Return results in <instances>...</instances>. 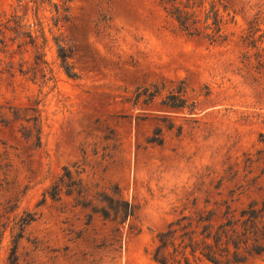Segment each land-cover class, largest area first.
Returning a JSON list of instances; mask_svg holds the SVG:
<instances>
[{
  "label": "rangeland",
  "instance_id": "obj_1",
  "mask_svg": "<svg viewBox=\"0 0 264 264\" xmlns=\"http://www.w3.org/2000/svg\"><path fill=\"white\" fill-rule=\"evenodd\" d=\"M161 1L0 0V264L24 211L35 218L17 264H157L171 221L261 205L264 0H206L232 17L217 43L186 34ZM170 94L183 105L164 104ZM64 167L89 198L117 186L135 213L90 216L64 192L39 204Z\"/></svg>",
  "mask_w": 264,
  "mask_h": 264
},
{
  "label": "trees",
  "instance_id": "obj_2",
  "mask_svg": "<svg viewBox=\"0 0 264 264\" xmlns=\"http://www.w3.org/2000/svg\"><path fill=\"white\" fill-rule=\"evenodd\" d=\"M161 2L165 3L167 13L186 34L200 36L210 43L226 39L224 26L232 21V17L225 5L221 9L213 2L206 3V0ZM58 51V56L64 63L68 53L62 46ZM66 72L70 74L67 69ZM152 96L150 94V98ZM184 101L181 96L170 94L163 103L178 107ZM150 141L159 143L161 139L156 137ZM62 192L74 195L77 204L89 209L90 216L96 213L118 223H125L137 209V206L121 196L117 186L112 187L109 192L102 191L94 198H89L81 180L68 167H64L57 180L46 189L39 204L46 200L47 195L53 200L59 199ZM257 204L254 200L249 202L238 216L229 215L226 211L224 219L217 224L211 222L210 212L206 215L199 213L196 218L182 215L157 234L153 260L157 264H238L255 255L264 254V200L260 206ZM15 207L6 206L5 211L14 212ZM3 216L5 215L0 214V242L8 227L2 221ZM34 218L33 212L24 211L10 226L8 264H17L18 242L23 236L24 228Z\"/></svg>",
  "mask_w": 264,
  "mask_h": 264
}]
</instances>
